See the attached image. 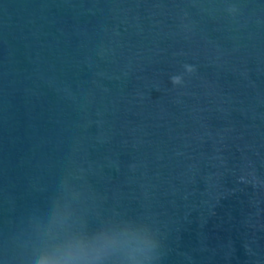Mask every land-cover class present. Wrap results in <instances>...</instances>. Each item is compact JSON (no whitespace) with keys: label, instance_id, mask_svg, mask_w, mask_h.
Masks as SVG:
<instances>
[{"label":"water","instance_id":"obj_1","mask_svg":"<svg viewBox=\"0 0 264 264\" xmlns=\"http://www.w3.org/2000/svg\"><path fill=\"white\" fill-rule=\"evenodd\" d=\"M44 261L264 264V0H0V264Z\"/></svg>","mask_w":264,"mask_h":264},{"label":"clouds","instance_id":"obj_2","mask_svg":"<svg viewBox=\"0 0 264 264\" xmlns=\"http://www.w3.org/2000/svg\"><path fill=\"white\" fill-rule=\"evenodd\" d=\"M189 72H191L193 69L191 67H188L187 69ZM181 82V78L179 76L172 77V83L173 84H179ZM43 264H48L47 261H44Z\"/></svg>","mask_w":264,"mask_h":264}]
</instances>
